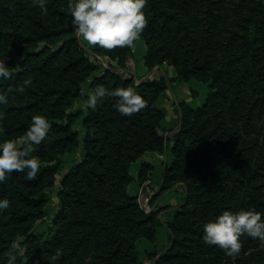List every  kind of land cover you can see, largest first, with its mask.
Instances as JSON below:
<instances>
[{"label": "trees", "instance_id": "16d2710c", "mask_svg": "<svg viewBox=\"0 0 264 264\" xmlns=\"http://www.w3.org/2000/svg\"><path fill=\"white\" fill-rule=\"evenodd\" d=\"M47 9L33 0H0V58L13 68L0 82V90H11L10 102L0 105L3 138L21 136L35 109H47L51 121L34 145L37 177L14 171L0 183V198L10 200L0 211V264L13 255L14 264H144L139 241L155 240L161 225L171 245L155 264H264L258 239L242 236L235 258L202 239L203 223L225 208L264 212V0H148L144 9L148 67L167 63L176 79L210 85L203 103L177 107L180 128L161 190H183L186 201L170 220L157 215L154 202L145 210L126 191L132 161L164 149L159 128L166 112L158 99L167 79L136 83L109 62L100 71L88 55L118 57L126 67L131 47L89 51L75 36L67 0H47ZM29 77L31 85L18 92ZM98 84L134 87L146 105L124 116L115 98L105 97L95 108L68 111ZM75 119L84 133L73 129ZM71 146L78 157L67 161L61 154ZM150 167L142 163V180ZM54 187L57 211L46 208L42 195Z\"/></svg>", "mask_w": 264, "mask_h": 264}, {"label": "clouds", "instance_id": "9594fccd", "mask_svg": "<svg viewBox=\"0 0 264 264\" xmlns=\"http://www.w3.org/2000/svg\"><path fill=\"white\" fill-rule=\"evenodd\" d=\"M33 2L47 13V0ZM147 4L148 0H67L75 36L89 51L91 46L103 49L131 47L147 26L144 11ZM12 74L13 68L6 63L5 57L0 58V82L10 79ZM31 83L30 77L25 78L17 91L23 93ZM8 91L0 90V105L10 102ZM81 95L86 96V100L78 107L84 110L95 108L105 97L115 98L113 107L124 116H131L146 105V100L134 87L108 88L98 84L82 91ZM2 119L3 112H0V183L6 182L14 171L25 173L29 180L35 179L41 161L33 154L34 145L47 136L51 121L43 112L34 113L21 136L3 138L6 129ZM9 206V199L0 198V211ZM245 235L258 239L260 247H264V212L253 207L225 208L202 225L203 241L218 246L232 258L240 254L241 237ZM15 260L16 256H11L8 264H14Z\"/></svg>", "mask_w": 264, "mask_h": 264}, {"label": "rangeland", "instance_id": "374dc122", "mask_svg": "<svg viewBox=\"0 0 264 264\" xmlns=\"http://www.w3.org/2000/svg\"><path fill=\"white\" fill-rule=\"evenodd\" d=\"M132 47L134 48L133 56L135 60L139 63V66H143V68H145V72H151L152 69L147 67V65H145L144 63V56L147 51V45L145 39L141 36L140 39L132 45ZM88 56L91 60L96 62L98 66H100L99 67L100 71H103L105 69L101 61L96 56H94L93 54ZM104 58L106 60L107 67L109 66L108 64L109 62L114 66L113 68L114 71L116 72L123 71V67L120 64V60H118L119 59L118 57L110 58L109 56H104ZM162 66H171L173 71L172 73L169 72L168 69L169 67H164L165 68L164 75L166 77H169V79L172 77V75L176 74L175 66L170 64L162 65ZM139 75L141 76L142 73H140ZM124 76L131 77V74L124 73ZM153 79H148V80H153ZM134 80L136 83L142 81V80H136L135 78ZM170 80L172 82L176 80L175 81L176 84H179L184 90L186 88L189 90V96H190L189 104L192 106H198L201 103H203L210 89V85L208 81H199L194 78H191L190 80L187 81H180L176 79V77ZM15 94L17 95V93ZM163 98H164L163 95H161V98L158 99L159 106L166 112V115L167 113L169 114L172 113L171 116H173V119L169 115L167 116V118L165 116L159 128V133L163 134V136L165 137L164 149H163L164 151L151 150V149L145 150L143 153L139 154L134 161H132L129 171L133 178L132 181L127 185L126 191L130 196H136L138 202L145 210H149L151 208L152 202H154L155 204L157 203V207H156L157 215L164 220H170L173 217L175 210L183 202L186 201V193L183 190H177L176 188L170 190L167 189L161 190L164 168L166 166V163H168L169 165L173 160V153L171 149L174 144V140H173V133L171 131L180 128L179 112L177 106L168 104V102L165 103ZM80 100L81 99L78 98L75 99L71 107L68 108V111L72 109L76 111L78 109V105L80 104ZM180 102H185V101H180ZM33 112L34 113L43 112L47 115L46 112L48 111L47 109H43V110L35 109ZM173 112L175 113L174 114L175 116L173 115ZM47 117L49 118V114L47 115ZM72 127L75 130L79 129L82 130L83 133L85 132L84 127L82 126L80 120L78 119H75L73 121ZM78 153L79 152L73 151L71 146L69 148L68 147L64 148V151L61 154V156L65 158L67 161L68 160L70 161L77 158ZM144 162L150 163L152 167L148 168V170L145 173V178L142 180L141 177H139V171L142 166V163ZM58 190H59L58 187H54V188H46L42 191V195L46 199L47 209H52L54 211H57L59 209V198L57 195ZM162 191L163 193L164 192L165 193L161 197L160 195ZM174 198L175 201L171 202V200ZM161 200H163L165 203L172 204V206L171 205L162 206L159 202ZM173 204H175V206ZM169 207L171 208L168 211H165ZM50 218L51 217H49L48 220ZM42 224L43 225L39 229L45 228V224L44 223ZM139 245L141 247L140 256L143 257L145 254L146 256L150 254L153 255L154 253H158V251L169 248L171 245V240L168 237V232L166 228L163 225H161L158 228V232L156 234L155 240L150 241L145 238H142L139 241ZM161 254L162 253L157 254V257L159 258Z\"/></svg>", "mask_w": 264, "mask_h": 264}, {"label": "crops", "instance_id": "0c3cea01", "mask_svg": "<svg viewBox=\"0 0 264 264\" xmlns=\"http://www.w3.org/2000/svg\"><path fill=\"white\" fill-rule=\"evenodd\" d=\"M92 47H94V46H91V49H92ZM131 50H132V53L128 55L127 60H126V67H123V71H122L123 73L131 74V76H133L136 80H148V79L159 78L161 76H164L168 80V86H167L166 90L162 93L165 103L168 102V104L176 105L177 107H178V104L180 103V101H185L186 103H189V100H190L189 90L187 88L184 90L179 84H176L175 83L176 80L174 82H172L170 80V79L176 77L177 72L175 75H172V77L170 79H169V77H166L164 75V72H165L164 67H169L168 68L169 72H171V73L173 72L171 66H162V65H168L167 63H164L162 65H155L153 68H150V69H152L151 72H145V68H143V66H139V63L135 60V58L133 56L134 48L132 46H131ZM96 57L104 64V66L107 65L104 57H101L98 55ZM144 63H145V65H147L145 60H144ZM147 67H148V65H147ZM140 73H142L141 76L139 75ZM171 114L172 113H170V114L167 113L166 118L169 115L173 119V116H171ZM174 114L175 113L173 112V115ZM177 130L178 129H174L171 132L174 133ZM173 201H175V198L171 200V202H173ZM159 202L162 206L163 205H171L172 206V204L165 203L163 200H161ZM173 205L175 206V204H173ZM170 208L171 207L167 208L165 211H168ZM164 250L158 251V253H156V256H154V257H152V255L146 256V254H145L143 257H141V259L143 260L144 264H155V260L158 258L157 254L162 253Z\"/></svg>", "mask_w": 264, "mask_h": 264}]
</instances>
